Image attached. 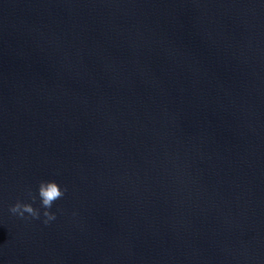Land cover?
<instances>
[{"label":"water","instance_id":"obj_1","mask_svg":"<svg viewBox=\"0 0 264 264\" xmlns=\"http://www.w3.org/2000/svg\"><path fill=\"white\" fill-rule=\"evenodd\" d=\"M0 264H264V0H0Z\"/></svg>","mask_w":264,"mask_h":264},{"label":"clouds","instance_id":"obj_2","mask_svg":"<svg viewBox=\"0 0 264 264\" xmlns=\"http://www.w3.org/2000/svg\"><path fill=\"white\" fill-rule=\"evenodd\" d=\"M67 191V188L63 190L55 181H41L38 186V197L41 201L40 207L44 209L43 216L45 217L44 223L48 224L50 221L55 220L56 216L50 212L55 201L62 198ZM33 203L36 200V196H33L31 191L28 193ZM9 212L20 219L27 220L28 218L40 219V209L34 208L31 203H22L17 201L14 205L9 207ZM27 214V216L25 215Z\"/></svg>","mask_w":264,"mask_h":264}]
</instances>
